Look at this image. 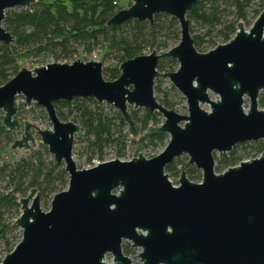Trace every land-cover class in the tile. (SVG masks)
<instances>
[{
  "label": "water",
  "instance_id": "water-1",
  "mask_svg": "<svg viewBox=\"0 0 264 264\" xmlns=\"http://www.w3.org/2000/svg\"><path fill=\"white\" fill-rule=\"evenodd\" d=\"M197 1L132 0L116 12L106 25L151 24L154 15L169 16L179 40L161 54L151 50L123 61L115 80L102 77L101 62L77 59L19 69L0 86L1 125L19 132L9 150L32 148L33 130L67 176L65 189L51 197L47 211L39 208L35 189L18 200L13 225L20 239L0 264H131L122 253L124 243L140 250V264H264V151L213 171V153L221 160L236 145L264 141V108L257 106L264 91V10L247 29L238 24L228 41L200 53L186 19ZM32 3L0 0V45L12 44L2 27L5 11ZM162 58L173 59L177 68L159 73ZM156 78H166L184 98L186 115L154 99ZM209 93L217 99L210 100ZM19 95L23 107L34 103L44 111L50 129L26 121L20 126L14 118ZM74 99L112 106L134 139L138 133L128 106L157 113L162 123L150 127L148 120L147 132L168 140L149 159L136 152L127 161L114 157L77 169L71 157L77 127L59 120L53 107ZM182 155L186 166L200 171V181L188 180L181 166L174 186L164 168Z\"/></svg>",
  "mask_w": 264,
  "mask_h": 264
},
{
  "label": "trees",
  "instance_id": "trees-1",
  "mask_svg": "<svg viewBox=\"0 0 264 264\" xmlns=\"http://www.w3.org/2000/svg\"><path fill=\"white\" fill-rule=\"evenodd\" d=\"M121 2L131 3L132 0H33L27 8L5 11L2 27L12 37V44L9 47L0 45V86L16 74L17 63L28 57L51 56L55 62H63L72 60L78 52L89 55L94 50H100L101 62L106 59L113 60V66L102 69V77L112 81L118 77V66L123 61L141 56L145 49L167 50V41L170 37L178 40L176 21L163 14L154 15L151 24L129 20L117 26L106 25L105 23L116 12L122 10ZM218 2L232 7L233 20H222ZM253 4L255 6L249 10L251 19L248 21L246 20L248 9ZM263 10L264 0H198L186 13L194 48H201L204 37H209L216 26L219 28L215 36L220 38L222 44L225 43L233 35L240 24L239 21H243L244 27L247 28ZM161 19L164 21L161 22ZM191 22L207 28L202 37L192 35ZM161 32L164 34L161 35ZM208 42L212 44L211 40ZM170 64H174L172 59L158 62L157 71L159 73L166 71ZM155 89L158 91L157 86ZM161 104L167 109L170 108L165 99ZM257 106L264 108V92L258 94ZM53 107L59 120H66L59 111L66 108L67 113L73 114L75 120L79 122L80 134L85 139L89 153L86 157L87 163L94 153L98 156V161H102V150L110 145L117 147V157L120 156L129 134L121 133V128L125 124L118 113L109 117L91 99L55 102ZM129 114L134 125H139L136 126V130L139 133L144 132L136 141L138 144L146 142L145 145L149 146L164 145L165 135H152L147 132L148 120L151 122L150 127H155L159 123L156 113L150 114L146 110H141L140 115L134 111ZM115 126H118L119 130L116 136L113 131ZM0 134L8 143L10 142V133L2 127L1 117ZM240 145L242 148L250 147L259 154L264 151L262 142ZM8 149L0 147V155L9 153ZM240 160L241 158L234 157L233 153L228 154L218 161L217 169L234 166ZM177 161L175 159L164 168V171L168 173L174 171L176 174ZM184 170L190 181L199 177L194 168L184 166ZM0 179H6L8 187L6 193L0 194V208L15 210L19 209L18 200L25 191L35 189L39 196L45 199L64 190L67 182L62 167L56 166L53 161L44 160L38 151H33L29 157L14 162L3 161L0 166ZM11 227L14 228V225ZM5 230L0 222V239L6 243L3 235ZM121 248L125 256L130 254L126 243L122 244Z\"/></svg>",
  "mask_w": 264,
  "mask_h": 264
},
{
  "label": "rangeland",
  "instance_id": "rangeland-1",
  "mask_svg": "<svg viewBox=\"0 0 264 264\" xmlns=\"http://www.w3.org/2000/svg\"><path fill=\"white\" fill-rule=\"evenodd\" d=\"M131 3H126V2H121L120 5L122 6V9H126L130 6ZM255 4V3H254ZM252 5L250 7V9H248V15L246 17V20H250L251 16H250V11L255 5ZM218 9L219 12H221V16H222V20H233V14H231L233 12L232 7H228L227 4H224L223 2H218ZM169 18V16H168ZM164 21V19H161V22ZM240 24H242V26L244 27V23L243 21H239ZM218 26L214 27V29L210 32L209 37H204V43L202 44L201 48L199 49H195L196 51L200 52V53H204L210 49H212L214 46L222 44L221 40L219 37L215 36L216 31L218 30ZM245 29H247L246 27H244ZM190 29L192 32V35H197L199 37H202L204 35V33L207 31L206 27H203L202 25L198 24V23H190ZM161 35L164 34V32L160 33ZM232 37V36H231ZM230 37V38H231ZM179 40V37H178ZM178 40H175L173 38H169L167 41V50L172 48L173 46H175L178 42ZM212 41V44H210L208 41ZM213 46V47H212ZM167 50H154L156 52V54H161ZM150 52V50L145 49L142 52V55H146ZM101 58V53L100 50H94L90 55L88 54H83L81 52H78L77 54H75L72 57V60L69 61H54L53 57L51 56H45V57H41V58H33V57H28L26 59H24L23 61H20L17 63V68L19 69H27V70H32L33 68H37V67H41L47 63H70L74 60H81L83 62H87V61H100ZM167 60H170L169 58H162L160 59L158 62H166ZM173 60V59H172ZM174 61V60H173ZM114 62L112 59H106L103 62H101V67L103 68H107L110 66H113ZM170 67H166V71H162L163 72H173L176 68H177V63L174 61V64H170L168 65ZM17 70V71H18ZM156 86L158 88V91H156ZM264 92V91H262ZM153 96L154 99L160 104L162 105V101L163 99L166 100V102H168L170 104V110H173L174 112H176L177 114L180 115H186V107H185V101L184 98L176 91V89L171 85V83L166 79V78H156L154 79V85H153ZM208 97L210 100H216L217 97L213 96L212 94H208ZM95 102V101H94ZM96 103V102H95ZM97 104V103H96ZM101 107V110L103 113H105L106 115L113 116L114 113H117L112 106L105 104V103H101V104H97ZM244 106L247 107V102L244 101ZM14 107L16 108V114L14 115V118L18 121V123L20 124V126L22 125L23 122H29L30 124H32L33 126L39 128L40 130H47L50 129V124L47 121V118L45 116L44 111L36 106L34 103H32L30 106L27 107H23V98L22 96H17L14 99ZM202 109H204L205 111H208V107L206 105L200 106ZM261 109V108H260ZM142 109H133L131 106H128V112H136L138 115H140V111ZM59 111L62 113V116L64 117L63 121L66 122H71L74 125H76L77 127V132L76 134H74L73 136V142H72V147H71V157H72V161L74 162V165L77 169H82L86 167L87 164V159L86 157L89 156L88 150L86 149V142L83 136H81L80 134V124L78 121L75 120V117L73 116V114L69 115L67 112L66 108H62V110L59 109ZM157 119L159 120V123L157 125H155V127L159 126L163 119L162 117L157 114ZM2 116V113L0 112V117ZM62 121V120H61ZM181 125V124H180ZM138 127V124H135V127ZM152 126V125H151ZM127 129V127L124 125L123 128H121V133H123L125 130ZM138 129V128H137ZM114 136L117 135L118 133V126H115L114 128ZM10 133V142L8 143L6 141V138L4 136H2L0 134V147L1 148H9L11 146V143L14 140L19 139V132H9ZM138 136L134 139V137H131L128 135V137L126 138V140L124 141V148L120 153V156L117 157V147L116 146H108L103 148L102 150V161H108V160H113L114 157L116 159L122 160V161H127L130 160L131 157H135L136 156V152H139L144 158L149 159L150 157H153L155 155H157L165 146V142H167L168 137L166 136V139L164 140V145H156V146H149V145H145L146 142L142 143V145L138 144V138L141 137L144 132L139 133V131L137 130ZM31 134L34 137V146L28 150H24V149H16L13 151H9V153H2L0 155V166L1 163L3 161H8V162H14L17 161L21 158H27L31 155V153L33 151H38L39 153H41L42 158L46 161H52L51 156L47 153L46 151V147L43 146L40 143V139L39 137L34 133L33 130H31ZM133 140H135L133 142ZM264 143V141H259ZM86 150V151H85ZM233 153L234 157H240L241 160L240 161H245V160H250L253 158L258 157L259 153H256L252 148L250 147H245L242 148L241 145H236L234 147H232L231 151L229 153H226L224 155L223 158L227 157L228 154ZM91 159L95 158L97 160L98 156L96 155V153L91 154ZM214 156V166H213V171L214 173H220L221 171H223L225 168H222V170H218V158H217V154L213 153ZM177 163L176 165V174L174 173V171L168 173L165 172L168 176V180L170 181V183L172 185H177V179L179 177V173H178V169L181 166H186V161H187V157L182 155L180 157L177 158ZM188 168H193L192 166H187ZM196 173L198 174V178L191 180V182L197 183L200 181V171L195 170ZM8 191V187L6 185V179H0V194L6 193ZM28 191H25L24 194H22V196H20V198L25 197L27 195ZM51 197L48 196L45 199L40 197L39 199V208L41 209V211H47L49 208V201H50ZM19 213V209H6V208H0V222L2 223V225L6 228L5 232H4V238L7 241L6 243L4 242V240L0 239V260L9 252V250L11 251V249L14 247V245L19 241L20 239V230L14 226L11 227V225H13V221L14 219L18 216ZM130 249V257L129 260L131 261V264H139V259H138V251H136L135 249ZM140 252V250H139Z\"/></svg>",
  "mask_w": 264,
  "mask_h": 264
},
{
  "label": "built area",
  "instance_id": "built-area-1",
  "mask_svg": "<svg viewBox=\"0 0 264 264\" xmlns=\"http://www.w3.org/2000/svg\"><path fill=\"white\" fill-rule=\"evenodd\" d=\"M90 55V54H89ZM101 162H104V161H98L97 159H91L87 164H86V167L85 168H83V169H86V168H90L91 166H95L96 165V163H101ZM128 246H129V244L128 243H126ZM130 247V246H129ZM136 251H138V253H139V249H135ZM131 255L129 254V255H127L126 257H130ZM106 261H110V259H109V257L107 258L106 257ZM140 264V263H139Z\"/></svg>",
  "mask_w": 264,
  "mask_h": 264
}]
</instances>
